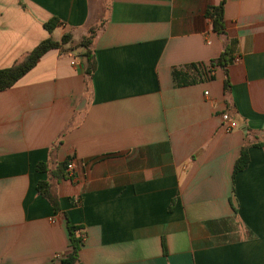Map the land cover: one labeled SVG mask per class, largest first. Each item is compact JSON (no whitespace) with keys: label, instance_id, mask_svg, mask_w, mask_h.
I'll return each instance as SVG.
<instances>
[{"label":"crops","instance_id":"0c3cea01","mask_svg":"<svg viewBox=\"0 0 264 264\" xmlns=\"http://www.w3.org/2000/svg\"><path fill=\"white\" fill-rule=\"evenodd\" d=\"M219 1L0 0V68L73 44L0 91V264H61L68 225L81 264H264V0H225L223 34ZM99 19L86 80L75 44Z\"/></svg>","mask_w":264,"mask_h":264},{"label":"trees","instance_id":"16d2710c","mask_svg":"<svg viewBox=\"0 0 264 264\" xmlns=\"http://www.w3.org/2000/svg\"><path fill=\"white\" fill-rule=\"evenodd\" d=\"M225 0H220L215 6H211L206 10V15L210 18L212 29L219 34L224 33V18H223V6ZM58 25L56 17H51L43 23V27L47 32L52 33L55 27ZM103 25V19H99L96 23L90 25L86 34L77 43V47H82L83 51L81 55L84 57V75L86 80L90 79L95 69V59L92 51V40L96 33L101 29ZM70 32H64L59 40H55L52 36L41 40L37 43L29 52H27L20 61L13 63L12 65L4 68H0V91L6 90L13 86L23 75H25L30 69L34 67L38 59L51 49L61 48L62 45L70 41ZM229 54V50H225L220 56L212 61L220 64L224 67L226 55ZM176 79L179 83H184L183 77L175 73ZM224 89L228 87L227 78L224 80ZM248 161L247 146H242L240 154L235 161L233 167V173L243 169ZM39 170H45L44 163H38L36 166ZM37 192L44 197L53 208H58L57 196L54 193L53 184L50 180L39 181L36 185ZM69 232V250L61 257V264H81L78 256V251L81 247V237L76 234L78 229L75 226L68 225Z\"/></svg>","mask_w":264,"mask_h":264},{"label":"built area","instance_id":"2783aa9c","mask_svg":"<svg viewBox=\"0 0 264 264\" xmlns=\"http://www.w3.org/2000/svg\"><path fill=\"white\" fill-rule=\"evenodd\" d=\"M206 69L208 70V73L212 72L211 67H207ZM204 94H207V91H205ZM220 118H221V124L225 130L229 131L230 129L236 127V122L231 117L229 111H223L220 115ZM74 169H75V164L74 161L71 159L66 163V174L68 175V177H72L74 175Z\"/></svg>","mask_w":264,"mask_h":264},{"label":"rangeland","instance_id":"374dc122","mask_svg":"<svg viewBox=\"0 0 264 264\" xmlns=\"http://www.w3.org/2000/svg\"><path fill=\"white\" fill-rule=\"evenodd\" d=\"M68 45H69L70 47H73V44H71V43H68ZM75 45H77V44H75ZM75 45H74V46H75Z\"/></svg>","mask_w":264,"mask_h":264}]
</instances>
